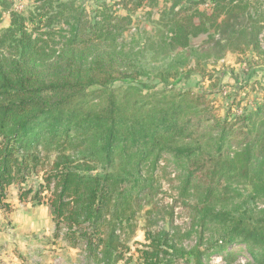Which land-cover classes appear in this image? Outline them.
<instances>
[{"label":"trees","instance_id":"trees-1","mask_svg":"<svg viewBox=\"0 0 264 264\" xmlns=\"http://www.w3.org/2000/svg\"><path fill=\"white\" fill-rule=\"evenodd\" d=\"M6 1L0 0V19L9 12L0 29V210H9L13 185L20 201L47 206L56 234L64 229L71 246L83 243L87 261L130 264L136 208L152 185L145 166L154 168L168 152L182 168L181 194L196 192L190 229H198V243L185 248L176 227L146 217L133 264H207L214 253L233 262L242 251L264 264V100L220 116L208 90L223 86L205 65L227 52L261 51L264 0L116 1L126 15L106 0L91 15L74 0H33L29 14ZM206 1L209 14L199 8ZM159 2L154 32L184 61L193 60L186 74H200L208 89L167 88L179 74L174 61L156 72L162 90H151L132 70L133 57L120 46L130 13ZM254 2L262 9L253 12ZM210 28L215 34L190 44ZM32 176L41 178L37 189L27 184ZM230 182L261 199L254 215L216 209ZM207 226L221 238L201 248Z\"/></svg>","mask_w":264,"mask_h":264},{"label":"rangeland","instance_id":"rangeland-1","mask_svg":"<svg viewBox=\"0 0 264 264\" xmlns=\"http://www.w3.org/2000/svg\"><path fill=\"white\" fill-rule=\"evenodd\" d=\"M33 0H7L8 3L15 10L14 4L20 3L22 8L17 10L24 14H29L34 9ZM76 4L83 8L88 14H93V10L101 4L102 0H74ZM104 1V0H103ZM118 0H106L112 5V8L119 13V15H126L125 11L120 5L114 4ZM252 1V0H251ZM164 3L159 2L155 6L144 3L142 7L130 13V25L125 30L120 39V46L126 51L130 52L133 57L134 68L137 70V78L144 82L151 90H162L163 84L156 79V72L161 68H168L171 62L176 63L179 74L169 78L167 88L177 91H192L197 92L202 89H208L209 81L203 80L200 74H186L189 67L193 65L192 59H184L179 49H172L169 45L163 42V39L154 30H156V20H158L159 13L162 10ZM209 1L199 6L200 9H208ZM251 5L252 11L257 12L263 7L261 2L260 7L257 8L255 2ZM208 14L211 10H207ZM219 22V20L217 21ZM9 23V12L2 11L0 19V29ZM65 28V25H62ZM210 34H215L213 28L208 32L200 34L197 37L190 39L192 46L199 45ZM148 37V38H147ZM259 43L261 51L259 53L248 52L241 56L235 53L227 52L225 56L215 61L212 57L205 60L207 72L212 75V82L218 81V86H223V91L208 90V97L212 100L215 112L220 116L224 115L227 108L231 112H235L236 108L246 107L254 108L256 103L264 100V28L259 34ZM241 61H239V59ZM247 61V64L243 62ZM180 62V63H177ZM174 67V68H175ZM188 75V76H187ZM120 85L118 82L115 86ZM216 89V87H215ZM146 89H143L145 91ZM232 107H229V106ZM162 159L151 168L149 164L145 166L144 176L151 173L152 185L146 191V195L140 196V201L137 212L135 213L137 226L131 234L127 245L130 247L129 254L134 259L130 264H133L136 257L135 248L141 246L144 242L143 226L145 225L146 217L149 222H157L160 228L169 229L174 226L177 228V240L185 248H190L198 243L197 235L198 229L192 227V206L197 201L194 187L188 188V193L181 194L182 186V168L179 167L168 152L162 153ZM42 182L39 176H32L28 185L33 189H37L39 183ZM228 189L223 191L219 201L216 203V209L225 210L237 215L246 212V216H252L262 207V201L258 197L251 194L250 188L238 182H230ZM14 189H11V191ZM13 197V196H12ZM13 199V198H12ZM150 212V213H148ZM154 226V225H153ZM176 227V228H175ZM176 231V230H175ZM202 233V232H201ZM128 236V235H127ZM127 236H124L126 238ZM221 238V232L215 230V227L207 226L202 234V246L214 245L216 240ZM83 243L77 247V254L80 256L78 264H87L85 262V251ZM232 248V247H230ZM234 249L237 246L233 247ZM238 250V249H237ZM244 256H240L232 261H226L222 258L219 264H254L251 263L249 255L242 251ZM215 254V253H214ZM213 255V254H212ZM221 256V254H216ZM222 257V256H221ZM85 262V263H84ZM124 260L118 261L117 264H123ZM98 264H103L99 263ZM94 261H88V264H97ZM182 264V263H178ZM207 264H210L207 260Z\"/></svg>","mask_w":264,"mask_h":264},{"label":"crops","instance_id":"crops-1","mask_svg":"<svg viewBox=\"0 0 264 264\" xmlns=\"http://www.w3.org/2000/svg\"><path fill=\"white\" fill-rule=\"evenodd\" d=\"M6 202L9 210H0V264H78L77 247L64 239V229L56 234L46 205L20 201L13 185Z\"/></svg>","mask_w":264,"mask_h":264},{"label":"built area","instance_id":"built-area-1","mask_svg":"<svg viewBox=\"0 0 264 264\" xmlns=\"http://www.w3.org/2000/svg\"><path fill=\"white\" fill-rule=\"evenodd\" d=\"M14 7L16 10H19L22 8V5L20 3H15ZM210 264H219L222 261V257L218 256L216 254L210 255L208 258Z\"/></svg>","mask_w":264,"mask_h":264}]
</instances>
